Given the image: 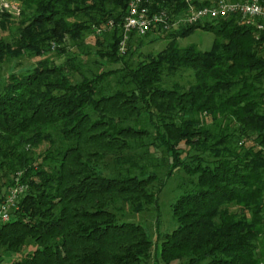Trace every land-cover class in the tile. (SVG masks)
Returning a JSON list of instances; mask_svg holds the SVG:
<instances>
[{"label":"trees","instance_id":"trees-1","mask_svg":"<svg viewBox=\"0 0 264 264\" xmlns=\"http://www.w3.org/2000/svg\"><path fill=\"white\" fill-rule=\"evenodd\" d=\"M18 1L19 16L0 9V61H37L0 88V204L22 187L0 264H264V22L190 24L183 0H142L165 16L121 50L130 0ZM197 29L209 50L178 45ZM150 34L165 47L136 54ZM141 119L149 146L193 177L155 243L129 217L157 207L158 175L127 171Z\"/></svg>","mask_w":264,"mask_h":264},{"label":"rangeland","instance_id":"rangeland-1","mask_svg":"<svg viewBox=\"0 0 264 264\" xmlns=\"http://www.w3.org/2000/svg\"><path fill=\"white\" fill-rule=\"evenodd\" d=\"M12 6L6 10L10 12L15 17L19 16L21 13V4L18 0H8ZM184 21V20H181ZM7 32H1L0 39L7 38ZM156 35L150 34L142 40V45L137 47L136 54L138 53H156L163 49L166 45L165 40H155ZM214 35L209 31H204L201 29L194 30L188 36L178 39L177 43L180 47H186L190 44L196 45L200 50H209L212 45ZM37 61V58L19 57V58H6L0 61V88L5 83L6 78L10 74H21L30 71ZM110 66H107L109 68ZM113 67V66H112ZM183 75H188V72ZM182 75V76H183ZM186 77V76H185ZM139 125L145 127V131L148 135H145L139 140H134L132 144L134 147L132 150L127 152L126 156L128 159H132L133 168H129V172L140 175L142 173H156L158 176L157 181L151 183V189L157 191V207L149 208L148 211L140 212L136 215H130V219L133 222L142 224L145 230L150 235L152 240L156 239L165 233L171 231L176 227L177 223L174 219L171 211V205L175 199L185 191L192 189L190 180L192 176L184 173L179 169H172L171 165L167 161L166 157L162 155L160 151H156L149 143L152 141V136L154 133L153 127L146 120L141 119ZM179 147L182 150L178 151L176 156L177 160L186 161L187 154H193L187 146L180 143ZM99 166L103 167V162H98ZM127 168L126 166H120V168ZM124 168V169H125ZM192 177V178H191ZM13 186L6 190V195L12 189ZM2 194H0L1 198ZM153 252L158 255L159 253V243L153 245ZM154 264V261L153 263ZM172 264H178L177 262Z\"/></svg>","mask_w":264,"mask_h":264},{"label":"built area","instance_id":"built-area-1","mask_svg":"<svg viewBox=\"0 0 264 264\" xmlns=\"http://www.w3.org/2000/svg\"><path fill=\"white\" fill-rule=\"evenodd\" d=\"M183 1L189 5L187 16L182 18L187 23H195L205 18L216 19L228 15H236L247 24L258 21L256 24L257 28H263L264 0H211L208 4L196 8L190 5L191 0ZM10 6L12 4L8 0H0V9H8L10 11ZM164 16V13L149 14L148 9L142 5V0H130L123 24V39L120 44L121 50L129 34L134 33L138 36H144L153 25L160 23ZM168 27L169 24H165L163 28L166 29ZM21 192L22 187H13L9 191L6 199L0 204V223L9 220L11 210L16 208V201Z\"/></svg>","mask_w":264,"mask_h":264}]
</instances>
